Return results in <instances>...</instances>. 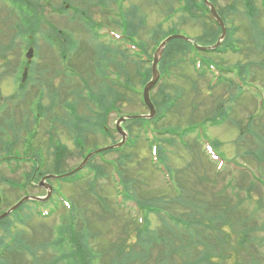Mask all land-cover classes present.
I'll list each match as a JSON object with an SVG mask.
<instances>
[{
	"label": "rangeland",
	"instance_id": "1",
	"mask_svg": "<svg viewBox=\"0 0 264 264\" xmlns=\"http://www.w3.org/2000/svg\"><path fill=\"white\" fill-rule=\"evenodd\" d=\"M252 1L258 9L254 20L249 21L238 13H228L226 16L232 18L229 26L236 27L233 38L239 40V43L235 41L234 49L231 48L222 55H204L208 58L207 64L212 61L219 67H230L233 73L221 74L226 79L225 85L231 82L232 87L219 85V82L212 84L214 78L207 69L203 70V76L198 77L197 70L190 65L174 70L171 68L170 75L158 81L157 86L151 90L154 95L161 83H167L169 87L172 84L182 86L183 100L172 108L170 114L161 119L159 126L171 125L180 129L192 128L194 131L185 140H180V147H174L171 141L170 144L163 145L160 141L153 140L154 145L158 146L166 158L161 159L159 153L160 163L162 162V165H159H168L175 170L180 183L189 194L193 192L202 194L204 199L213 198L219 201V208L223 207L224 201L231 207L230 205L237 204L239 199H244L240 207L241 212L247 215L253 214L259 198L264 201V185L257 182L258 185L253 186L250 193L245 188L251 181L256 182L258 179L264 184V0ZM232 2L233 0H215V7L219 10L226 9ZM26 3L33 5V12ZM178 4L179 0H0V48L10 41L12 34L15 43L8 50L10 57L7 63L0 64V146L9 144L14 135L18 138V142L14 143L15 148L11 147L8 153L0 152V159L3 154H18L23 159L26 157L29 162L17 164L16 161L3 160V163H0V178L19 182L10 184L14 187L11 188L0 179V208L13 204L21 195L44 197L43 188L32 185L34 182L26 183L27 178L22 176H25L22 172L27 173L33 164L37 165L43 174L68 171L80 163V154L89 151L91 146H106L112 140L111 134V138L119 139L114 133L119 113H147V109L140 104V95H137L124 102L121 109L108 112L105 124L110 131L108 137H104L99 131H90L86 128L85 118L97 108L85 98L91 91L86 87H92L94 83L88 81V78L98 80L97 78L100 79L107 73L106 81L110 78L114 81H124V78H127L124 72L134 75V63L138 61V56L131 50L130 43L124 44H128L126 49L121 45L124 38H128L141 49L143 48L138 44L145 43L147 58H151L157 41H163L168 36V29L172 27H177L174 34L195 40V45L200 46V36H203L208 28H215L213 23L209 20L203 21L200 8L197 21L191 20L187 14L177 10ZM241 8L240 5V10ZM109 10L114 14L109 13ZM25 14L36 19L32 26H29L30 20L29 24L27 20L24 21ZM131 18H135L133 23L130 22ZM202 21L206 22L204 26ZM18 23L28 25V30H19L22 27ZM229 26L225 23L227 29ZM29 29H32V33ZM111 31L121 35L123 39L114 40L110 36ZM152 32L158 38L154 43L150 39ZM23 34L25 36L22 39ZM29 39H32L30 45H33L35 58L30 66V77L26 78L23 89L19 87L20 78H16V74L21 70L23 53L29 46ZM143 54L142 52V59L145 58ZM116 60H125L127 63L121 71V77L114 71ZM35 64L41 65L44 78L32 77V67L35 68ZM64 65H70L72 68L66 69ZM242 65L247 72L242 79L246 85L240 89V95L232 103L228 101L229 97L237 95L239 91L234 87L239 79L234 78V74ZM14 66H18L17 70L16 67L14 70ZM149 66L147 63L141 64V69H147ZM130 79L131 87L137 92L141 91L140 78ZM193 81L196 82L197 92H190L189 85ZM74 87L82 89L84 97L76 101L77 114L83 117L81 128L87 136L84 150L76 146L73 142V132L65 125L71 119V115L66 113H72L70 104L75 102V94L69 92H74ZM28 88L27 96L20 95L19 91H27ZM55 90L60 93L63 101H58V96L50 93ZM49 97L56 102V109L52 108L55 105H51ZM39 105L42 112L37 109ZM220 106L218 112L211 113L210 110H216ZM208 115L210 119L205 122ZM212 119L221 123L211 125ZM251 126L256 133L251 131ZM190 142H196L195 146L186 148ZM57 143L64 145H61L63 152L61 149H54ZM206 144L208 154L203 148ZM152 147V144H145V141L141 140L133 148L125 150L132 153L135 159L125 166L126 174L137 178L141 189L146 190L143 194L146 200L157 197L155 193L158 192L154 190L163 192L164 190L160 189L167 185L160 167L150 161L153 157L150 152ZM258 150L262 152L261 160H257L256 155L253 156ZM210 154L218 156L226 166L218 168ZM118 155L115 152L106 155L99 153L93 157V163L103 165L99 160L104 158L105 161L113 162L117 160ZM63 158L62 169H56L57 165L54 164ZM188 163H191V169L182 171ZM103 166L107 175L100 176L97 180L94 179L97 174L90 165L80 170L77 177L49 180L53 192L44 204L48 209H54L57 208L58 201L64 199L69 203L68 208L61 205L64 211L59 206L49 217H44L39 213L40 204L28 200L23 203L20 211L15 210L9 215L12 220L21 216L18 224L13 227V232L22 230L25 235V239H22L23 245L19 240L14 242V255L11 257L13 261L19 259L22 264H81L78 255H82L87 264H155V261L157 264L165 263L162 258L165 255L159 254L158 250L168 247V238L163 233L159 218L153 213L149 214L148 209H160L162 215L167 218L170 216L168 212L164 215L167 208H156L155 203L152 206L148 201L142 205L134 196L127 197L122 183L125 173L118 172L112 165ZM169 174L172 177L170 170ZM258 209L255 211V217L258 222H262L264 208ZM25 213L27 214L24 215ZM73 214L90 223V227H85L86 233L77 239L79 243L76 242V245L72 241L73 237L62 227L65 222L73 219ZM147 220L150 239L141 244L135 227L142 230L148 226ZM2 234L3 230L0 228V236ZM230 239H233L232 245L235 246L233 233ZM176 242L179 243L177 240ZM38 244L44 245V248H36ZM6 246L5 243L2 249ZM34 248L38 249L35 260L30 255ZM141 250L151 251V254L143 257L146 253ZM172 258L178 264L179 258L176 255ZM233 260L234 257L230 262Z\"/></svg>",
	"mask_w": 264,
	"mask_h": 264
},
{
	"label": "trees",
	"instance_id": "2",
	"mask_svg": "<svg viewBox=\"0 0 264 264\" xmlns=\"http://www.w3.org/2000/svg\"><path fill=\"white\" fill-rule=\"evenodd\" d=\"M210 1L215 4V0ZM176 2H178V0H176ZM199 3L202 7L199 5ZM25 5H28L27 7H31L32 9H34L31 3H26ZM240 5L242 6L241 10ZM199 8H203L205 12L207 11V8L204 6L202 0H180V4H178L177 6L178 11L187 14V16L191 20L195 21H197L199 16V14L197 13L199 11ZM217 11L222 16L225 23L228 24V26L232 22L231 17H226L228 16V13H238L239 15L242 14L249 21L254 20L258 13V9L254 5L252 0H237L235 2L233 0L230 5L228 4L226 6V9L219 10L218 8ZM202 17L204 18L203 21L208 20L204 15H202ZM183 18L185 20V17ZM23 19L24 21L27 20L28 24L30 20L29 26H32L34 21L36 20L34 16L31 17V15L28 16L26 14L25 17L23 16ZM134 19L131 18L130 22L133 23ZM203 21L202 26H204V24L206 23H204ZM18 24L22 27L19 30H24L26 27L28 28V25L25 26L22 23ZM18 24H16V26H18ZM213 25L215 28H208V30H206V33L203 36H200V41L202 42V44H204H201L202 46H209L216 42L217 37L219 35V29L215 24ZM158 26L160 27V24H158ZM176 28L177 27L169 28L166 35L174 34V30ZM235 28L236 27L232 25L229 26L225 39L221 42L218 48L212 51L197 50L191 43L186 42L184 40H171L166 45L162 58L160 59L158 64V69L160 71V80H163L164 77H168L172 69L174 70V68H181L183 66H193V64H195L197 61L201 63L203 69H208V65L210 64H214L217 66V64L212 61H209L210 63L207 64L208 58L204 55L210 53H221L222 55L225 54L227 50L231 48L234 49L235 41L237 42V44L239 43V40L233 38V32L235 33ZM150 39H152L154 43L155 40L158 38L152 32L150 34ZM159 43L160 41H157L156 46ZM12 44L13 39L12 36H10V41L4 43L0 48V61L2 63H7L8 50L11 49ZM140 45L145 50V43L141 42ZM126 65L127 63H125V60H123L122 62L117 64V69L119 67V70L122 71ZM139 65V62L135 61L134 75L132 73L126 74L127 72H124L125 77H127L124 78L126 83L125 86H119L111 81L105 82V79H101L102 84L99 85L98 92L91 93L89 98V100L93 101L94 104L98 106L99 112H95L93 116L85 118L87 123V129H89L90 131L94 130L95 132L99 131L102 133V135H104V137L109 136L110 131H105L103 129L107 112L113 109H121L124 106V102H128L129 100H132L133 97L137 96V94L131 89L130 83L132 84V81L130 78H140V86H143L145 82L149 79L150 69L146 70L144 68L142 70ZM237 70L239 78H241V80L244 79V76L247 73L245 70V66L242 65L240 66V70ZM204 74L205 73L201 75L203 76ZM181 76L183 75L181 74ZM225 81L226 79L222 78L216 83L219 82L221 83H218L219 85H225ZM232 85L230 82L225 86H228L230 88V86L232 87ZM234 87H236L239 91L237 95L233 94L229 97L228 101L230 100L232 103L235 102L237 96L240 95V88L237 85H234ZM189 88L190 92L198 91L196 82L194 81L190 82ZM79 98L81 99L82 95L77 93L76 97L74 98L75 103H73L75 106L77 105L76 101ZM183 98L184 88L182 86L172 84L169 87L167 83H161V85L158 86L155 94L151 95V100L156 108L155 117L150 120L145 118L126 119L123 123V127L128 133L127 142L120 148L101 152L103 155L112 152L118 153L119 155L117 157V160L113 162L109 160L105 161L104 158L99 161H101L103 165L108 164L109 167L111 165L114 166L116 170H118L122 174L125 173L123 181L125 184L127 197L134 196L142 205H144L145 201H148V203H151L152 206L155 203L156 208H167V211L164 212V215H166L167 212L170 213V216L167 217L169 219L162 215L160 209H148L149 213H153L157 215V217L159 216V220L162 221L161 224L164 230L163 233L168 238V247L166 249L163 248L161 249V251H159V254L165 255L162 258H164L166 264H176V262L173 261L172 258L174 255L179 258L178 264H264V221L258 222L255 217V211L259 210L258 208H264V201L261 198L257 200V205L253 210V214L250 215L241 212L240 204L244 202V199H239L237 201L238 203H235L233 206L230 205L231 207H228L226 205V201H224L223 207L219 208L217 207L219 201L213 198L204 199V196L202 194L200 195L199 193L191 192L189 194L188 191L183 187V184L180 183L176 171L172 170L167 165L168 172L170 170L172 175V187L166 185L164 189H160L164 190L163 192L159 190H154L158 192L155 193L157 197H152L146 200L144 199L146 196L143 195L146 190L141 189V184L139 183L137 178L129 177L128 174H126L127 170L125 166L132 163L135 159L132 153L126 152L125 150L128 148H133L135 144L141 140H144L145 144H147V139H145L144 136L147 129H152V131L156 130V133L158 135L156 139H158L161 144H170L171 141L173 146L176 147H180V140H185L188 135L194 132L192 128L180 129L178 126L174 127L171 125H167L166 127L159 126L161 119H163L166 115L170 114L172 108L174 106H177V104L179 105V102L183 100ZM73 104H70V106L74 107ZM140 104L141 106H144L141 101ZM218 109H221V106L216 110L212 109L210 111L211 113L213 111L218 112ZM126 114L134 115L143 113L127 112ZM122 115L125 114L119 113V116ZM210 115L205 118V122L210 119ZM218 123L221 122H216L213 119L211 120V125ZM82 124L83 117L75 113L73 115V120H71L70 122L68 121V123H66L65 125L69 126L74 130L76 140L75 144L78 148L84 150V145L85 141H87V136H85L86 134H84L82 131ZM178 130L180 131L179 134L176 133V131ZM251 131L256 133L255 129H253L252 126ZM167 134L173 137L169 138L166 136ZM111 137L112 134L110 135V139H112L110 144L114 143L116 140V138ZM92 144L95 145V143ZM195 144L196 142H190L189 145L186 146V148H193ZM96 148H98V146H95L92 149ZM0 149L3 152H8L10 149V143L1 145ZM56 149H61L62 152L64 151V148L62 146H56ZM158 152L160 153L161 159H164V154L161 153L160 150H158ZM56 153L59 154L58 151H56ZM82 153L80 154V156L82 155ZM261 154L262 152L258 150V152L253 154V156L256 155V159L261 160ZM93 157L89 160L85 168L90 165V167L94 169L95 174H97V176L94 177V179L97 180V178H99L100 176H106L107 171H105L106 169H104L103 165L94 164L93 161L95 158ZM59 158H61V156ZM62 164L63 159L56 162L54 165H57L56 169H62ZM189 169H191V163L185 165L182 171H186ZM35 170L36 166L32 167L31 174L35 172ZM64 172L65 171L59 172V174ZM76 175H72L71 178L75 177ZM257 182L261 185H264L261 183L260 179L256 180V182L251 181L249 185L245 187L248 193L251 192L253 186L258 185ZM177 213H180V215H178ZM19 219L20 218L18 217V219H16V222ZM181 223H184V225H181ZM12 225L13 223L10 221L9 218H5L4 220L0 221V228L3 230V234L0 236V264H22L17 258L16 261L12 260L11 257L13 252L11 245H7L5 249H2V246L5 245L4 239L10 234V227ZM63 225L65 226L64 230H67L71 237H73L75 245L77 244L76 242H78L77 239L81 237V234L86 233L85 227H90V223L88 222V220L84 219L83 217L82 219L78 218L74 214L73 219L70 222H65ZM135 230L139 243L142 244L143 242L148 241L150 239L149 226H146L142 230H138V227L136 226ZM22 233V230L13 232L11 236L12 241L15 242V240H19L23 245ZM231 233L235 235V246L232 245L233 239H230ZM176 240L179 241V243H177ZM141 251L143 253H146V255L143 254V257H146L150 254V251L148 250L147 252H144L143 250ZM36 254L37 252L35 250H32L30 252V255H32L34 258L33 260L36 259ZM232 257H234V260L233 262H230ZM78 258L79 263L87 264V261L82 255H78ZM155 264H157L156 261Z\"/></svg>",
	"mask_w": 264,
	"mask_h": 264
},
{
	"label": "water",
	"instance_id": "3",
	"mask_svg": "<svg viewBox=\"0 0 264 264\" xmlns=\"http://www.w3.org/2000/svg\"><path fill=\"white\" fill-rule=\"evenodd\" d=\"M205 4L208 6L209 8V11H210V14L212 15V17L215 19L217 25L220 27L221 29V35L219 36V39L217 41V43L213 46V47H216L217 45H219L220 41L223 39L224 35H225V28H224V25H223V22L221 21V19L219 18V16L217 15V13L215 12V9L214 7L212 6L211 3L208 2V0H204ZM175 38H180V39H185L183 36H180V35H171L169 37H167L166 39H164L160 44L159 46L157 47V49L155 50L154 54H153V60H152V64H151V78L150 80L145 84V86L143 87V90H142V98H143V102L144 104L146 105V107L149 109V114L146 115V116H135V117H146V118H151L154 116L155 114V108L150 100V97H149V93H150V90L155 86V84L157 83L158 79H159V72H158V69H157V64H158V61H159V58L161 57L162 55V52H163V49L166 45L167 42H169L171 39H175ZM32 48H30L26 54V57L27 59L29 60L31 58V50ZM26 68L24 69L23 71V76H22V79L21 81L23 82L25 80V76H26ZM125 117H121L117 120L116 122V130L118 132V134L121 136V141L114 144V145H111V146H108V147H105V148H102L100 150H97L95 152H98V151H101V150H106V149H112V148H115V147H119L121 146L125 140H126V133L122 130L121 126H120V123L122 121H124ZM92 155L91 154H88L84 160L79 164V166H77L74 170L66 173V174H63L61 176H55V175H47V176H44L41 181H40V185H43L45 187H48L49 190H51V187L49 185H46L44 183V180L45 179H48V178H57V177H65V176H68L72 173H75L77 172L80 168L83 167V165L87 162V160L89 159V157ZM50 194V192H48V195ZM28 197H25V198H22L17 204H15L14 206H12L9 210H7L6 212L0 214V220L2 218H4L5 216H7L12 210H14L17 206H19L23 201L27 200Z\"/></svg>",
	"mask_w": 264,
	"mask_h": 264
},
{
	"label": "flooded vegetation",
	"instance_id": "4",
	"mask_svg": "<svg viewBox=\"0 0 264 264\" xmlns=\"http://www.w3.org/2000/svg\"><path fill=\"white\" fill-rule=\"evenodd\" d=\"M34 56H35V53H34ZM29 70H30V66L28 65V74H29ZM36 70H37V71H36ZM32 77H33V78H43V77H42V74L40 73V67H38L37 69H35V72L32 71ZM28 92H29V90H27V91H25V90H23V91H19L20 95H23L24 97L28 95ZM53 92H55L56 94H58L56 91H53ZM53 92H50V93H53ZM42 98H43V97H42ZM49 99H50V98H49ZM49 101H50V100H49ZM50 103H51V101H50ZM40 107H41V106H40ZM52 110H54V109H52ZM58 144H59V143H57L56 146H57Z\"/></svg>",
	"mask_w": 264,
	"mask_h": 264
}]
</instances>
